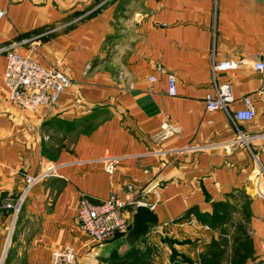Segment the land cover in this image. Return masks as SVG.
<instances>
[{
  "label": "crops",
  "instance_id": "crops-1",
  "mask_svg": "<svg viewBox=\"0 0 264 264\" xmlns=\"http://www.w3.org/2000/svg\"><path fill=\"white\" fill-rule=\"evenodd\" d=\"M0 9V50L25 41L20 53L33 51L71 79L56 106L25 111L9 101L8 58L0 53V262L51 264L54 251L72 247L81 264H107L119 255L95 257L101 244L77 212L82 196L124 198L128 186L162 228L130 253L154 247V264H198L219 239L202 220L222 202L235 219L246 218L254 249L246 264L264 261V95L254 68L264 0H0ZM223 61L240 65L214 72ZM168 75L177 79L176 96ZM215 83L231 84L234 110L253 96L255 119L209 112L204 98ZM166 121L181 132L159 140ZM239 130L252 138L250 148L236 141ZM105 157L117 160L112 174ZM42 162L57 164L58 177L34 186L15 218L3 204Z\"/></svg>",
  "mask_w": 264,
  "mask_h": 264
},
{
  "label": "built area",
  "instance_id": "built-area-1",
  "mask_svg": "<svg viewBox=\"0 0 264 264\" xmlns=\"http://www.w3.org/2000/svg\"><path fill=\"white\" fill-rule=\"evenodd\" d=\"M4 14L5 11L0 9V18ZM24 43L27 42H15L0 50V53L5 51L8 58L4 83L9 93V101L28 112H35L42 106L54 107L59 97L69 88L71 79L56 65L44 66L40 64L33 51L29 54L20 53L19 48ZM239 65L235 61H223L214 64L213 70L214 72L235 70ZM254 68L261 76V93L264 95V45L262 50L255 55ZM155 81L154 76L150 78V82L154 83ZM167 82L168 94L176 96L178 94L176 77L168 75ZM235 101L232 86L228 83H215L214 90L207 93L204 98L209 112L223 110L236 122L248 123L253 121L256 117L254 97L251 95L243 96L241 98L242 107L238 110L233 109ZM180 132V126L166 121L161 125L156 136L159 140H169L178 136ZM260 137L264 139V130ZM251 140L252 138L246 135L243 130L238 131L236 141L250 148ZM191 149L201 151L205 147ZM157 153L154 152L153 154ZM102 162L108 173L115 172L116 158L105 157ZM259 175L262 178L260 183L264 184V168L259 169ZM23 177L24 185L17 197L3 204L4 208L11 210L15 218L19 215L34 186L58 177V165L53 162H42L36 174H24ZM258 192L260 195H264L262 190L259 189ZM134 193V189L128 186L124 198H118L113 194L107 200L93 202L89 197L82 196L77 212V221L91 242L95 244L108 243L120 238L130 230L131 223L125 214H130V207L142 203ZM0 264H3V261ZM51 264L81 263L78 260L77 250L67 247L53 252ZM258 264H264V261Z\"/></svg>",
  "mask_w": 264,
  "mask_h": 264
},
{
  "label": "trees",
  "instance_id": "trees-1",
  "mask_svg": "<svg viewBox=\"0 0 264 264\" xmlns=\"http://www.w3.org/2000/svg\"><path fill=\"white\" fill-rule=\"evenodd\" d=\"M193 211L187 212L189 215ZM233 207L227 203H215L213 213L205 217L211 228L219 231V239L213 241L208 251L199 256L198 264H246L254 254L252 240L248 233L246 218L237 220L233 216ZM154 247H148L144 252L129 253L125 256H115L107 264H154ZM172 264H183L175 262Z\"/></svg>",
  "mask_w": 264,
  "mask_h": 264
},
{
  "label": "water",
  "instance_id": "water-1",
  "mask_svg": "<svg viewBox=\"0 0 264 264\" xmlns=\"http://www.w3.org/2000/svg\"><path fill=\"white\" fill-rule=\"evenodd\" d=\"M130 213V230L120 238L98 246L97 251H99L94 254L95 257L108 259L114 251L121 257L125 256L135 250L141 241L146 240L151 232L162 233V228H155L159 222L151 206L143 203L137 204L130 207ZM95 264L99 263L95 262Z\"/></svg>",
  "mask_w": 264,
  "mask_h": 264
}]
</instances>
